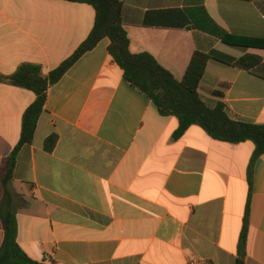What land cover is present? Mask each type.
<instances>
[{
	"label": "crops",
	"instance_id": "0c3cea01",
	"mask_svg": "<svg viewBox=\"0 0 264 264\" xmlns=\"http://www.w3.org/2000/svg\"><path fill=\"white\" fill-rule=\"evenodd\" d=\"M95 10L68 0H0V73L23 64L49 75L89 37ZM133 54L149 53L182 80L195 52L210 60L199 92L230 116L264 124V0H124ZM104 38L50 86L34 141L17 154L9 184L17 241L45 264H264V155L250 142L215 140L162 116L130 85ZM219 91L223 97L213 95ZM35 93L0 83V164L19 143ZM56 143L48 146V140ZM0 182V212L4 204ZM4 240L0 216V248Z\"/></svg>",
	"mask_w": 264,
	"mask_h": 264
},
{
	"label": "trees",
	"instance_id": "16d2710c",
	"mask_svg": "<svg viewBox=\"0 0 264 264\" xmlns=\"http://www.w3.org/2000/svg\"><path fill=\"white\" fill-rule=\"evenodd\" d=\"M91 5L95 10V24L89 37L78 47L74 54L64 61L49 75H44L42 68L35 64H23L18 70L5 76L0 73L1 82L32 90L36 99L24 114L22 131L18 145L12 154L0 164V182L4 187V204L8 209L0 216L3 219L4 240L0 248V264H45L32 260L17 241L18 224L13 210L9 184L13 180L17 154L22 146L34 141L38 121L44 111L47 92L64 74L87 52L93 50L104 38L110 39L109 53L124 72V78L137 88L158 109L162 116H174L179 120V128L174 133L177 140L191 127L199 126L215 140L240 144L250 141L255 145V157L264 155V124L244 123L233 119L224 102L204 100L199 92L201 81L208 62L212 59L233 63L217 53L195 52L185 76L177 80L174 75L161 66L149 53L133 54L130 51V39L123 26L124 0H68ZM261 63L256 56H246L233 63L234 66L247 70ZM215 97L223 94L214 91ZM56 143V137L48 140V146ZM250 199L247 204L244 225L240 239L239 264L244 263L245 248L249 230ZM52 264H54L52 262Z\"/></svg>",
	"mask_w": 264,
	"mask_h": 264
},
{
	"label": "built area",
	"instance_id": "2783aa9c",
	"mask_svg": "<svg viewBox=\"0 0 264 264\" xmlns=\"http://www.w3.org/2000/svg\"><path fill=\"white\" fill-rule=\"evenodd\" d=\"M188 264H210V262L206 258L198 257L192 259Z\"/></svg>",
	"mask_w": 264,
	"mask_h": 264
}]
</instances>
